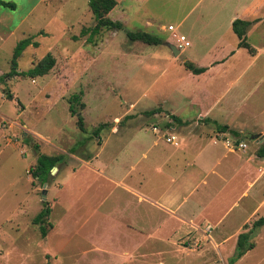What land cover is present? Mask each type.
I'll list each match as a JSON object with an SVG mask.
<instances>
[{"label":"rangeland","instance_id":"1","mask_svg":"<svg viewBox=\"0 0 264 264\" xmlns=\"http://www.w3.org/2000/svg\"><path fill=\"white\" fill-rule=\"evenodd\" d=\"M1 1L15 7L0 4V75H5L0 82V264H161L159 256L141 254L143 247L181 249V255H172L179 260L172 264H231L238 235L264 215V155H259L264 140L249 138L252 133L264 135V0H201L196 6L194 14L217 5L228 13L240 10L236 18H250L257 25L247 37L254 51L244 48L236 54H258L260 59L242 77H235L236 70L229 72L227 82L237 79L238 87L230 92V84L225 94L195 89L202 80L190 79L185 68L180 69L185 57L200 56L205 49V43L192 39L188 22L180 24L176 16L198 0H151L143 7L157 10L160 23L177 26V34L192 43L177 55L164 42L129 40L127 32L146 31L177 41L157 22L147 26L136 18L121 20L119 30L102 28L87 42L81 29L95 24L88 0ZM25 37L38 45L22 52L17 70L27 71L50 53L55 63L45 75H6L13 49ZM226 46L236 48L229 41ZM78 93L81 104L73 102L75 114L69 101ZM158 107L161 112L144 114ZM217 112L224 115L218 122L238 131L239 137L201 122ZM168 113L186 124H177ZM102 123L106 126L94 135ZM172 135L175 143L167 140ZM188 136H200L224 151L217 168L222 177L180 174L184 156L178 157L172 172L165 163L160 173L144 170L152 153L140 161L128 181L138 183L146 173L149 181L142 180V189L154 197L167 189L172 197L165 199L170 202L184 189L192 190L179 211L195 221L180 224L181 236L153 238V229L173 232L178 221L127 193L111 173H126L149 138H159L168 147ZM40 154L64 155L47 182L29 172ZM45 202L51 213L42 236L33 218ZM250 241L255 246L232 264H264V225Z\"/></svg>","mask_w":264,"mask_h":264},{"label":"crops","instance_id":"2","mask_svg":"<svg viewBox=\"0 0 264 264\" xmlns=\"http://www.w3.org/2000/svg\"><path fill=\"white\" fill-rule=\"evenodd\" d=\"M116 1L117 4L110 11L109 15L112 16L113 14H115L116 11L120 12V14L119 15L115 14V16L113 15L112 16L113 20H119V21L125 20V23L126 22L129 23L131 22L132 18H136V19H140L141 21L144 20L147 26H150L153 23L157 22L160 30H164V31H166V29L168 30L169 25H172V24H168L166 27L165 24L160 23L162 17L156 13L157 10L153 12L149 9H146V11L143 9V7L146 6V4H150L151 0H116ZM200 1L201 0L196 1L195 5L189 11H186L184 13L183 11H181L176 16L180 24L184 23L185 21L188 22L189 25L188 31L191 33L192 39L199 40L197 42H199L200 44L205 43L203 45L205 48L204 52L200 56L189 55L185 57L183 61H190L198 67H204L205 71L199 74H193L192 72L186 69L182 71H184L185 73H189L191 76L189 74L187 75H189L188 77H190V79L199 78L202 80L203 83L198 84L199 86L196 85L194 87L195 89H197L198 87V88H204V90L211 92L213 94L215 93L225 94L228 93V89H230V86L234 84V87L229 90L230 92L232 91L234 92L235 89L238 87V83L236 84L235 82L237 81V79H235V81L233 80L234 82H227L226 78H228L227 77L228 73L232 72V70H236L238 71V74L235 75V77L236 78L242 77L244 75L245 70L248 71L249 69H252L254 67L256 62L260 59V56H258V54L256 55L253 54L251 55V57H248L247 54L243 57L244 58L243 59L242 57H240V55L243 56L241 52L239 54H236L238 53V49L239 51L240 49H244V47H238L239 39L232 30V21L236 19L238 13H240V10L237 11L235 9L233 11L231 10L228 13L220 10L219 5H217L215 9L213 7L208 9L205 8L203 11L201 10L196 12V14H194L197 9L196 6H198ZM218 9L220 11H217L216 13L215 11H213ZM245 20H248L250 22L252 21V19L250 18L249 19L246 18ZM253 24L251 22V24L247 29L246 40L249 33H252L253 31L257 30L256 28L257 25L253 26ZM174 27L177 33L178 28L177 26ZM230 31L234 33L237 39L234 38V40H231ZM179 35H184V34L179 33ZM172 38L173 36L170 35L165 38H162L164 45L167 46L166 45L167 42L172 43L174 45L178 44V41L175 42ZM228 41L229 43L230 42L234 43V45H236V48L230 49L229 46H226L228 45ZM191 44L192 43L190 42L189 46H191ZM220 46H222L223 48L219 53L218 48ZM167 49L170 48L168 47ZM182 49L184 48L179 49L178 54L182 53ZM168 59L172 64H174V61H172L169 57ZM243 60H247V64L245 67L240 65V62L241 61L243 62ZM183 61L181 62L182 64ZM182 64L180 66V69H183L184 67V65ZM239 65L241 66L240 68ZM214 115L216 116L213 117V120H215L216 122L218 121L220 122L224 120L223 114L217 112ZM138 149H139V154L136 156V159H134L133 163L129 166V169L126 171V173H124L122 176L119 177L116 174L114 175L111 173L112 176L111 178L116 184H118L119 187H123L127 193L137 194L138 196L141 197V200L143 202L145 201L151 207L157 209L158 211H161L166 215L171 216L172 218L176 219V221H178V224L174 228L173 232L162 233L159 231V229L157 230L153 229L151 233L153 238H160L163 240H167L172 236H181V234L183 233V231L181 230L182 225L190 221L192 222L195 221V218L193 219L191 217H186V215H184L182 212L179 211L181 205L187 200L188 196L192 193V190L184 189L182 194H179L178 196H174L172 200H170V202H167L165 198L172 197V195L168 193L167 189H165L161 194H157L156 197L151 195L145 189H142L143 188L142 180L144 183L149 181V178H147L146 173L145 174L143 173L141 178L142 180H140V182L138 183L129 182L128 176L131 174L133 168L140 161L144 159H149V156L152 153L151 155L152 159L148 160L147 163L144 164V170L146 168L147 170H154L156 171V173H160L162 171L163 164L165 163L172 172L174 170L173 167L177 166L179 163L178 157L184 156L182 159L185 161L184 170L180 174L186 177H191L192 175H198L201 177L204 176L202 178H205L209 175H219V177H222V172L218 171L217 168L219 161H221V157L223 156L224 151H222L217 146H214L210 143H206L205 139L200 136H188V137H184V139L181 138L178 146H173L172 144H170L168 147H166V145L159 138L157 139L153 137L147 139L145 145L141 146ZM157 157L159 159H157ZM186 157H188V159H184ZM173 177L174 176L170 177L171 182L175 181L174 179H176L175 177L174 178ZM186 177L181 181V183H179L180 187H182V183H185ZM194 189H198L197 185L194 187ZM128 249L130 250L131 247ZM182 253L183 252L181 249H166V248L150 249L149 247L141 248V254L143 255L152 254L159 256L158 260L160 261L161 264H172L175 261H179L177 258H173V256L181 255ZM166 256H172V257H166Z\"/></svg>","mask_w":264,"mask_h":264},{"label":"trees","instance_id":"3","mask_svg":"<svg viewBox=\"0 0 264 264\" xmlns=\"http://www.w3.org/2000/svg\"><path fill=\"white\" fill-rule=\"evenodd\" d=\"M0 4L9 5L12 8L15 7V3L3 2L0 0ZM116 0H88V5L90 8L91 13L94 16L95 24L90 28H82L81 34L86 37L87 42H92V38L100 33V30L107 29V30H119L123 27V24L119 20H113L109 17L110 11L116 6ZM251 24L250 21L236 18L232 21V30L237 35L239 42L238 47L248 48L250 52H253L254 49L248 44L246 40V33L249 25ZM126 36L131 41H141L143 43L149 45H159L163 42V39L155 34L146 32V31H129L126 33ZM30 45L37 46L38 43L32 40V37H25L20 39L17 44L15 45L12 53L11 58V69L10 72L6 75H29L31 77L42 76L45 75L54 65L55 58L48 53L46 56L41 58L33 67L28 69L27 71H19L17 70V61L19 57L22 55V52ZM184 68L193 74H199L205 71L204 67H198L194 63L190 61L183 62ZM5 79V75H0V82H3ZM10 95V94H9ZM11 96V95H10ZM79 102V93L73 94L70 97V106L69 110L72 113H77V109H75L73 102ZM80 103V102H79ZM81 104V103H80ZM161 112V108H153L144 112L146 116L155 115ZM169 114V113H168ZM171 118L180 125L186 124V122L182 121L175 114H170ZM206 124H210L214 127L217 132H229L235 137H239L240 134L238 131L229 128L225 124H219L215 120L211 118H204L201 120ZM77 125L80 130H84V121L81 115L77 116ZM106 126V124H100L96 127L93 131V134L99 136V132ZM74 151V150H73ZM259 155H264V148L259 151ZM64 158V155L59 156H50L46 154H40L37 157L36 165L29 169L30 174L37 179H40L42 182H47L49 179L48 177L51 175V169L56 167L58 162ZM90 156L87 157L89 159ZM51 213V207L47 202L44 203L42 209L37 213V215L33 218V222L39 225V231L42 236H45L48 232L47 224H45L46 219L49 217ZM264 225V215L258 217L256 220L253 221L251 228L246 231L242 232L238 235L237 243L235 247L234 256L231 258L230 263L232 264L236 260L240 259L248 250L252 249L255 246L253 241L250 239L253 238L255 230L260 228ZM50 226V224H48Z\"/></svg>","mask_w":264,"mask_h":264},{"label":"built area","instance_id":"4","mask_svg":"<svg viewBox=\"0 0 264 264\" xmlns=\"http://www.w3.org/2000/svg\"><path fill=\"white\" fill-rule=\"evenodd\" d=\"M168 30L172 31L174 36L177 37V41H178L177 46L180 49L181 48H185V47L190 45V42L187 40V38L184 35H179V34L176 33V29H175V27L173 25H169L168 26ZM175 138L176 137L172 135V136L168 137L167 140L169 142H174L175 143Z\"/></svg>","mask_w":264,"mask_h":264},{"label":"water","instance_id":"5","mask_svg":"<svg viewBox=\"0 0 264 264\" xmlns=\"http://www.w3.org/2000/svg\"><path fill=\"white\" fill-rule=\"evenodd\" d=\"M166 45L170 48V50H172L174 55H177L179 53V49L177 48L176 45H174L172 43H169V42H167ZM249 138L251 140H254V141L262 142L264 140V135L260 134V133H252V134L249 135ZM56 169H57L56 167H53L51 169V172L52 173L55 172ZM43 191H45V190H43Z\"/></svg>","mask_w":264,"mask_h":264}]
</instances>
